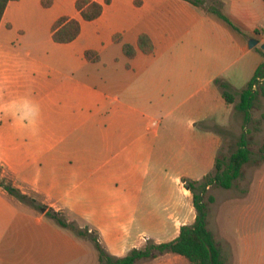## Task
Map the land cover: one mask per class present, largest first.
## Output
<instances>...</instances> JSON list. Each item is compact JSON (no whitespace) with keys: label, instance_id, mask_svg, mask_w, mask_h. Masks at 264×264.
Returning <instances> with one entry per match:
<instances>
[{"label":"crops","instance_id":"1","mask_svg":"<svg viewBox=\"0 0 264 264\" xmlns=\"http://www.w3.org/2000/svg\"><path fill=\"white\" fill-rule=\"evenodd\" d=\"M74 1L44 7L41 0H14L5 8L0 165L22 192L31 189L42 203L95 230L108 253L123 256L148 239L170 241L193 223L192 195L181 181L190 176L177 168L167 177L163 164L199 151L208 131L198 123L218 116L216 107L228 115L215 79L239 92L262 63L255 48L264 44L256 26L264 0H224L238 30L185 0H110L91 21ZM62 15L81 22L68 43L51 37ZM115 33L135 47L146 33L154 49L137 48L128 58L112 40ZM251 37L258 43L250 48ZM87 49L98 51V62L86 60ZM53 221L0 186V264L79 261L91 241Z\"/></svg>","mask_w":264,"mask_h":264},{"label":"rangeland","instance_id":"2","mask_svg":"<svg viewBox=\"0 0 264 264\" xmlns=\"http://www.w3.org/2000/svg\"><path fill=\"white\" fill-rule=\"evenodd\" d=\"M222 11L227 12L224 8ZM256 26L264 33V15L258 17ZM255 49L260 53L259 56L262 57L263 62L264 48L259 45ZM237 92L234 91L235 94ZM237 102L236 94L235 101L230 104L228 115L218 106L215 108L218 116L198 123L203 129L202 132L208 131L205 134L202 133L198 152H191L193 155L186 153L184 157H180L176 163L178 166L174 162L163 165L166 167L167 177L176 175L175 170L178 168L190 176L188 179L199 180L206 174H214L216 158L226 164L230 154L237 149L240 138L244 137L250 154L249 160L241 168L240 176L228 189L217 184L208 186L202 197L207 205V228L213 233L224 264H264V152L261 150L264 144V95L257 94L247 119L243 112L236 108ZM152 116L153 120L160 118L159 113H152ZM217 139H220V143L216 150L214 146ZM172 144L173 146L167 151L168 154L176 151L178 141ZM171 155L167 157V160L172 159ZM0 179L10 180L13 183L11 174L1 165ZM24 190L31 201H35L36 204L41 202V197L31 189L24 188ZM209 196H212L214 200L209 201ZM23 205L36 212L41 211L29 203H23ZM64 216L68 221L82 227L77 220L65 214ZM53 223L57 225L54 221ZM67 230L74 236L80 237L70 229L67 228ZM77 263L99 264L93 243H89L88 252L73 264ZM140 264H190V262L183 256L164 253L154 259L142 260Z\"/></svg>","mask_w":264,"mask_h":264},{"label":"trees","instance_id":"3","mask_svg":"<svg viewBox=\"0 0 264 264\" xmlns=\"http://www.w3.org/2000/svg\"><path fill=\"white\" fill-rule=\"evenodd\" d=\"M10 1L14 0H0V20ZM185 1L201 8L206 13L213 14L230 28L238 30L229 17L222 11L224 0H209L210 2H207L208 0ZM109 2L110 0H104L103 2L75 0L74 6L83 20L91 21L102 14L104 4H108ZM52 3L53 0H41V4L44 7H49ZM80 29V20L62 15L52 23L51 37L54 42L68 43L77 38ZM112 40L116 43H121L122 52L128 58H132L136 54L137 48L146 54L151 53L154 49L152 40L146 33L138 35L137 47L122 42L120 33H115ZM84 57L89 62H98L100 59L98 51L94 49L85 50ZM259 79H262V81L260 82ZM215 83L222 89V96L226 103H233L236 99V94L231 91L229 83L219 78L215 79ZM254 84H256V89L252 88ZM258 93L264 95V61L258 65L245 87L237 93L238 102L236 108L243 112L246 119ZM261 150L264 152V144L261 146ZM249 154L247 141L242 137L238 142L237 149L230 154L226 164H223L216 158L213 175L206 174L199 180L182 177L181 181L190 190L192 195V204L195 209L193 223L182 225L177 237L170 241L156 242L149 239L141 247L133 248L123 256H114L108 253L99 242L95 230H90L87 226L80 227L68 221L63 212L54 210L44 203L39 202L36 204L35 201H31L29 196L16 187L10 180L5 181L0 179V186L17 201L31 204L33 207L44 211L58 225L70 229L80 237L89 239L96 248L99 264H140L142 260L154 259L164 253L183 256L190 264H224L220 248L216 243L213 233L207 228V205L203 202L202 196L207 191V187L212 184H217L226 189L230 188L233 181L240 176L242 166L249 160ZM213 200L214 198L209 196V201Z\"/></svg>","mask_w":264,"mask_h":264},{"label":"water","instance_id":"4","mask_svg":"<svg viewBox=\"0 0 264 264\" xmlns=\"http://www.w3.org/2000/svg\"><path fill=\"white\" fill-rule=\"evenodd\" d=\"M258 43V40L255 38H249L248 40V46L251 48L253 46H255ZM262 48H264V44H261Z\"/></svg>","mask_w":264,"mask_h":264},{"label":"built area","instance_id":"5","mask_svg":"<svg viewBox=\"0 0 264 264\" xmlns=\"http://www.w3.org/2000/svg\"><path fill=\"white\" fill-rule=\"evenodd\" d=\"M260 80V82L262 81V79H259ZM252 88L253 89H256V84H254L253 86H252Z\"/></svg>","mask_w":264,"mask_h":264}]
</instances>
